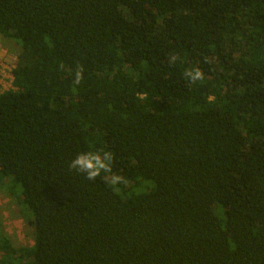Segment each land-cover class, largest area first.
I'll use <instances>...</instances> for the list:
<instances>
[{
	"label": "trees",
	"instance_id": "16d2710c",
	"mask_svg": "<svg viewBox=\"0 0 264 264\" xmlns=\"http://www.w3.org/2000/svg\"><path fill=\"white\" fill-rule=\"evenodd\" d=\"M0 36V188L35 229L0 219V264H264V0H0ZM106 150L119 186L69 168Z\"/></svg>",
	"mask_w": 264,
	"mask_h": 264
},
{
	"label": "rangeland",
	"instance_id": "374dc122",
	"mask_svg": "<svg viewBox=\"0 0 264 264\" xmlns=\"http://www.w3.org/2000/svg\"><path fill=\"white\" fill-rule=\"evenodd\" d=\"M0 40H3L2 37ZM2 43L11 46V49L15 51L16 55L21 50L14 41L5 39ZM4 46L6 47L5 44ZM215 211L218 214L221 213L217 208ZM0 219L2 222V231L8 236L16 248L31 247L34 245L35 229L31 223L32 216L23 205L20 192L15 191L14 193L12 185L8 188H0Z\"/></svg>",
	"mask_w": 264,
	"mask_h": 264
},
{
	"label": "clouds",
	"instance_id": "9594fccd",
	"mask_svg": "<svg viewBox=\"0 0 264 264\" xmlns=\"http://www.w3.org/2000/svg\"><path fill=\"white\" fill-rule=\"evenodd\" d=\"M176 57H171L174 62ZM83 76L82 68H78L75 74L76 85L81 83ZM185 77L190 83H197L204 79V73L199 69L187 71ZM114 160L111 151H83L78 153L69 163V168L79 174H83L88 180L95 181L97 177L103 175L105 183L113 187L124 183V178L120 175L113 174L112 163Z\"/></svg>",
	"mask_w": 264,
	"mask_h": 264
},
{
	"label": "built area",
	"instance_id": "2783aa9c",
	"mask_svg": "<svg viewBox=\"0 0 264 264\" xmlns=\"http://www.w3.org/2000/svg\"><path fill=\"white\" fill-rule=\"evenodd\" d=\"M17 62V55L10 54L0 40V95L6 91L16 89L14 85V70L17 67Z\"/></svg>",
	"mask_w": 264,
	"mask_h": 264
},
{
	"label": "crops",
	"instance_id": "0c3cea01",
	"mask_svg": "<svg viewBox=\"0 0 264 264\" xmlns=\"http://www.w3.org/2000/svg\"><path fill=\"white\" fill-rule=\"evenodd\" d=\"M2 41L4 42L5 41V38ZM9 41H11V40H9ZM4 44L6 45L7 50L10 52V54H15L16 55L15 51L13 49H11V46H9L6 43H4Z\"/></svg>",
	"mask_w": 264,
	"mask_h": 264
}]
</instances>
